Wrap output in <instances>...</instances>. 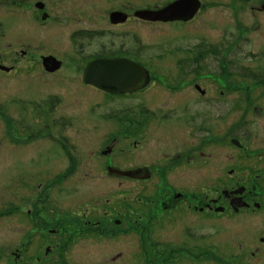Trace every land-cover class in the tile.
Instances as JSON below:
<instances>
[{
  "label": "rangeland",
  "instance_id": "374dc122",
  "mask_svg": "<svg viewBox=\"0 0 264 264\" xmlns=\"http://www.w3.org/2000/svg\"><path fill=\"white\" fill-rule=\"evenodd\" d=\"M35 1L39 0H0V25H5L2 30L0 27V65L13 68L10 73L0 69V104L4 107L0 105V246L8 245L2 239H17L13 231L18 229V207L25 204L20 200V184H33L30 188L37 184L46 186L51 182L47 180L48 174L52 173L49 171L51 167L69 166L67 159L64 164L69 151H72L71 156L81 169L71 176L66 193L63 195L60 191L57 197L61 196L59 198L64 201V208L70 204L68 214L71 216L79 212L82 216L84 210L81 207L101 201L111 200L116 206H123L125 201L122 200L126 198L138 202L139 198L156 197L158 193L157 197L161 198L166 190L158 193L152 190L153 185L159 183L156 180L151 184L131 181L121 192L118 191L119 197L111 198L109 195L115 189L109 187L119 181L110 179L108 174H101L99 168L108 158L101 157L99 164L91 162L89 158L95 159V151H101L107 143L111 144L114 138L112 134H117L116 154L123 149L136 153L135 160L140 165H149L143 161L142 152L143 156L146 152L156 155L155 151L160 150V146L162 150H167V143L169 151H164L161 156L169 153V158L174 157L175 148L178 147V127L174 123L165 126L163 121L167 114L173 113V121L176 122V112L185 103L206 109L202 105L203 100L210 98L211 102L217 104L215 139L209 141L214 142L215 167L219 166L217 156L223 151L218 148L223 139L218 130L227 120L232 130L231 138H237L236 132L245 123L252 132L248 140L250 144L239 136L237 138L251 149L248 151L251 156L256 151L257 157L247 166L255 167V161L262 160L259 153L264 151V116L255 109L258 104H264V80L256 83L254 78L243 77L247 73L252 76H256L255 73L264 75V0H200V13L184 23L140 21L132 17L130 24L119 31H130L131 39L117 36V41L111 43L113 37H108L109 40L88 38L85 40V53L74 40L75 31L85 28L111 29L104 18L107 7L116 9L130 3L133 9H154L162 6L166 0H40L45 5L44 10L38 9ZM43 13L49 14L47 20L42 19ZM225 43L229 46L223 48ZM101 44L107 47L113 44L111 48L122 57L138 58L150 66L153 82L145 92L131 96L130 100L113 103L102 100L101 92L85 84V65L106 52H103L105 47L101 49ZM202 46H206L205 51L209 52L196 51ZM214 49L219 51L214 52ZM227 49L231 50L230 54H227ZM50 55H55L62 62L56 75H50L42 66L44 57ZM229 55L230 61H227ZM196 58L201 60L199 64ZM193 82H198L207 90L205 96L199 93L197 99L193 98ZM54 95L64 100L65 104L57 103L56 111L49 113L47 102H51ZM18 100H25L29 105ZM98 101L103 105L98 107ZM113 114H118L119 119H113ZM63 117L72 120L73 124H61ZM103 117L107 118L106 123H103ZM202 122L204 119L200 118L199 124ZM64 135L66 139L62 138ZM139 135L142 136L139 141L143 143L131 149V139ZM108 136L110 139L102 144ZM143 137L149 140L147 145L150 150L146 152L142 150L145 144ZM122 139L130 141L117 142ZM165 140L169 142L163 143ZM227 145L230 147L223 153L231 157L232 167L239 170L242 167L239 158L246 146L237 149L229 143ZM60 153L62 157L56 161L54 154ZM121 159L116 163L131 166V163H123ZM150 161L154 163L156 159ZM198 173L181 174L177 171L168 174V180L178 190L202 188L200 183L205 180L204 184L216 186V196L228 184L227 180H223L224 186L212 185L218 178V169L212 177ZM63 177L57 176L54 180L57 185L64 182ZM144 185L146 190H143ZM125 190L130 194H126ZM159 210L157 208L155 214L161 215ZM109 212L113 216L115 211ZM104 214L103 211L100 213L101 216ZM255 215L254 218L245 219L243 225L241 216L234 217L232 214L214 220L210 228L214 238L209 244L215 248L216 256L211 260L213 264H227L229 260L225 258H243V253L247 259L252 258L251 251L256 252V249L262 250V256L253 258V264H264V244L261 242V238H264V212ZM138 216L141 215L133 214L131 219L136 220ZM28 220L25 214L23 221ZM136 225L131 221L132 229L117 228L119 233L111 238L94 236L79 242L73 248L80 252L76 256L79 255V261L84 264H151L149 261L146 263L145 259H152L164 252L161 246L166 244L172 249L179 243L174 232H163L165 235L162 238H155L149 231L144 235ZM41 226L40 230L47 229V225L41 223ZM24 227L28 228L29 225L24 222ZM56 243L57 240L39 239L41 255L45 256L46 248L51 247L49 257H55L54 264H65L64 259L71 262L70 252L63 255L64 247H58ZM14 249L13 246L8 253ZM144 252L147 253L146 257ZM1 253L0 264H5L7 261ZM28 254L25 252L27 258Z\"/></svg>",
  "mask_w": 264,
  "mask_h": 264
},
{
  "label": "flooded vegetation",
  "instance_id": "af4514ba",
  "mask_svg": "<svg viewBox=\"0 0 264 264\" xmlns=\"http://www.w3.org/2000/svg\"><path fill=\"white\" fill-rule=\"evenodd\" d=\"M175 1L177 0H166L162 6H158L154 9H135V7L133 9L131 8L130 3L122 4L121 7L116 9L110 8L112 10L107 7L104 18L107 21L106 23L110 25L109 27H111V29L107 31L101 28L98 30L87 28L80 29L75 31L74 36L76 39L74 40L78 43L81 51L85 53V40L88 38L95 37L99 40L107 38V40H109L108 37H113L111 43L117 41L118 37L131 39L130 31L125 33H120L119 31H123V27L130 24L132 17L140 21H145L136 16L137 12L158 11ZM35 4L38 9H45L44 3L40 2V0L35 1ZM201 9L202 7L199 9L196 15L200 13ZM196 15L194 17H196ZM48 18L49 14L43 13L42 19L47 20ZM163 22L168 24L184 23L182 20ZM117 34H120V36ZM228 46L229 44L225 43L223 48ZM103 47H105L103 52H105V50L106 52L100 54L90 62L94 61L95 59H126L129 61H134L136 63H140L142 66L144 65L143 67L149 71V85L151 82H153L150 66L145 64L142 60L140 61L138 58H135L136 60H132L130 58L122 57V54H117L115 49L111 48L114 47L113 44H111L110 47H107L105 44H101V49ZM205 49H207V47L202 46L197 48L196 51L208 53L209 50L205 51ZM213 51L216 52L219 50L214 49ZM227 51V54H230L231 50L227 49ZM198 54H201V52ZM50 56L54 57L56 61L60 63L58 64V69L55 71L46 72L50 75H56V73H58L62 67V62L55 55ZM196 61L197 64H199L201 60L196 58ZM227 61H230V55L227 56ZM90 62L85 65L86 70L84 76ZM1 66L4 65H0V69ZM42 66L44 67V64H42ZM4 67L7 68L6 66ZM7 69L9 70L3 71H5V73H10L13 70V68ZM229 69V71H231V63L229 64ZM197 79L198 78H196V81ZM183 83L185 84V82ZM149 85L142 90L123 94H113L108 91L95 88L94 86L90 87L101 92L103 95L102 100L114 103L115 101L119 102L122 100H130L131 96H137L142 92H145ZM202 88L203 87L199 85L198 82H193L192 89L194 91V99H197L196 95L199 93L202 96L206 95L207 90ZM209 99L210 98H206V100H203L204 103L202 105H205L206 109H201L195 104H183L179 109V112H176V122L173 121L175 120L173 118V113H170L169 115L167 114L165 118L166 120L163 121V125L166 126L170 123H174L178 127V147H176L177 150L175 148L174 157L172 158H169V153L161 156V154H164V151H169V143H167L169 142L168 140L163 141V143H167V150H162L163 147L160 146L158 148L160 150L155 151V155L153 152H146L150 150L147 145L149 140L143 137L145 144L142 150H144L146 153L145 156H143V152L141 153L142 158L144 159L142 160L149 163V165H140V163H137L135 160V155H137L136 153L123 149L119 154H116V151L118 150L117 144L115 143V136L117 134H112V137L114 138L112 139L110 145L107 143L101 151H95L97 154V156H95L96 161L94 158H89L91 162L94 161L98 164L101 163V157L108 158L104 162V165L99 168L101 174H108L110 179L119 181L116 184L114 182L109 187V189H115L109 195L111 198L119 197L118 191L121 192V189H124V187H126L128 183H131V181H144L146 184H151L152 181L155 180L159 181V183L153 185L152 190H155L156 192H160L163 189L166 190V193H163L161 198L157 197L159 196L158 192L156 197L148 198L145 196L144 198L137 199L138 202L131 201V199L126 198L122 200L125 201L123 206H116L113 202H111V200H106L95 203L94 205H90L89 207H81V209L84 210V214L82 216L79 214L80 212L71 216V214H68L70 211L69 208L71 207L70 204L68 205V208H64V201L62 198H59L61 196L57 197V194L60 191L63 195L66 193L67 188L70 186L68 185V182L71 180V176L79 173L81 169L78 162L72 158V151H69V154H67V156H65L66 158L64 159V164H66L67 159L69 166L51 167L49 169V171L52 173L48 174L47 180H50L51 182H48L46 186L43 184H37L36 186L30 188L33 184H31V186H28L27 184H20V188L22 190V193H20V200L25 202V204L19 205L18 207V229L15 230V232L13 231V234L15 237L17 236V239L12 241H6V239H2V241H5L6 244H8H2L0 246V251L2 252L1 255H3L4 259L7 261L5 264H54L55 257H49L52 250L51 247L46 248L44 254L45 256L41 255V251L39 249L41 247L39 244V239L41 238L57 240L56 246H62L65 249L63 255H66V253L70 252L69 260L71 262H68L66 259H64L65 264H84L78 259L80 252L76 251V249H73L78 245L79 242H82L88 238H93L94 236V238L101 239L105 237H114L115 234L119 233L117 232V228L119 227H122L125 230L132 229L134 226H131V221L137 224L135 227H139V231L143 230L144 235L149 231L153 236H155V238H162L165 235L163 232H166L167 234L174 232L176 234V238H178L179 243L177 246H175V248L173 247L171 249L169 245L167 246L166 244L165 246H161L165 251L160 252V255L153 257L155 259H145L146 263L149 261L151 264H213L211 260H214L216 256L215 248L213 245L209 244L214 238V236H212L210 233V228L213 227L212 223L214 220L219 218V216L222 217L225 214H232L234 217L241 216L240 221L243 225L245 224V219L254 218L256 216L255 214L258 212H264V151L259 153V156L262 160L255 161V167L252 165L251 167H248L247 164L257 157L256 151L254 156H251V154L248 153V151L251 149H249L245 143L250 140L252 132L247 129L245 126L246 123L241 125L240 130L236 132V135L238 133L237 138L239 136L245 141L241 143L239 139L231 138L232 130L230 122L225 119V121L227 120L226 124L220 127V130H218V132H221L222 134L220 135V138L223 137L222 143L218 144V148L223 151L219 156H217L220 160V163L219 166L215 167V154L212 150L214 149V142L209 141L213 138L215 139L216 128L214 124V116L217 104L211 102ZM98 102H100V104H97L98 107L103 105L101 101ZM20 103L29 105V103H27L25 100L20 101ZM47 103L50 107V109H48L49 113H54L57 106L61 103H64V100L62 101L59 96L54 95L53 100L51 102L48 101ZM255 111H257L258 114L261 113V116H264V104H258ZM117 117L118 114H113L112 118L119 119ZM200 118L204 119L202 124H199ZM262 119L264 120V117ZM55 120L56 119L54 118L53 121ZM106 121L107 118H104L103 123H106ZM60 122L64 126H71L73 124L72 120L66 119L64 117L60 119ZM62 138L66 139L67 137L64 135ZM140 138H142L141 135L131 139L133 140L131 141V149H136L143 143L139 141ZM109 139L110 136L102 141V144H104ZM120 141H126V143H128L130 139H122L118 140L117 142L119 143ZM228 143L232 146H236L237 149H243V146H246L243 149L242 157L240 156L239 158L242 160V167H239V170L232 167L231 157L226 156L225 153H223L227 147H230L227 145ZM247 143L250 144V141ZM70 146L71 144L69 143V147ZM61 157L62 156L60 153L56 156L54 154L53 158L58 161L61 159ZM119 158H122L121 160L123 163H131V166L125 164L120 165L119 163H116V160L119 161ZM155 159L156 161L154 163L150 161ZM217 169L218 178L216 181L214 180L212 182V185L214 186L218 184L217 186H219V184H221L224 186L223 180H227L228 182L227 186L221 190L218 196H216V186L211 187L208 184H204L203 182L205 180L200 183L203 187H196V190L195 188H191L190 190H178V187L173 186L174 184L168 180V174H175L177 171L181 172V174H199L198 172H203L201 173L202 175H209L212 177L214 174H216ZM136 170L139 171V173H137V177L130 178L118 173ZM56 174H58L57 176L59 177H63L60 175L63 174L64 182L57 185L54 181L57 178V176H55ZM232 181L234 182V185ZM116 187L119 188L116 189ZM143 190H146V185H144ZM125 193L130 194V192L126 190ZM157 208H160L159 213H162L161 215L155 214V210ZM110 210L115 211L113 216L109 214ZM8 211L9 209L5 210L4 212L6 213ZM102 211L105 214L101 216L100 213ZM249 211L252 213H248ZM25 214L29 218L28 221H23ZM133 214L141 216H138L136 220L131 219V215ZM1 218L2 216H0V219ZM24 222L29 225L28 228L24 227ZM40 222L47 225L46 230H40V228H42ZM124 224L125 226L123 227ZM146 239L149 240V238ZM261 242L264 244V238H261ZM47 243L49 244L50 242ZM13 246L15 249L9 254L8 251L12 250ZM25 252H29L28 258L27 255L25 256ZM76 253L79 255L76 256ZM144 253L146 257L147 253ZM251 256L252 258L247 259L243 253V258L240 257L225 259L229 260V263L227 264H231V260L233 261L232 264H253L252 260L262 256V250L256 249V252L251 251ZM235 261L237 263H235Z\"/></svg>",
  "mask_w": 264,
  "mask_h": 264
},
{
  "label": "water",
  "instance_id": "95a60500",
  "mask_svg": "<svg viewBox=\"0 0 264 264\" xmlns=\"http://www.w3.org/2000/svg\"><path fill=\"white\" fill-rule=\"evenodd\" d=\"M200 8V0H177L158 11H139L136 16L153 21L182 20L186 22L192 20ZM43 60L47 71L58 69L60 62L56 61L54 57L46 56ZM1 69L9 70L4 66H1ZM86 82L113 94L132 93L149 85L150 73L134 61L126 59H96L87 68ZM118 173L131 178L137 177L139 171Z\"/></svg>",
  "mask_w": 264,
  "mask_h": 264
},
{
  "label": "trees",
  "instance_id": "16d2710c",
  "mask_svg": "<svg viewBox=\"0 0 264 264\" xmlns=\"http://www.w3.org/2000/svg\"><path fill=\"white\" fill-rule=\"evenodd\" d=\"M246 1H248V0H246ZM5 25L4 24H1L0 25V27H1V30L3 29V27H4ZM96 60V59H95ZM141 61V60H140ZM91 63V62H90ZM139 65H141L140 63H138ZM142 66V65H141ZM256 74V76H252L251 74H246L245 75V77H243V78H245V79H247V78H249V79H252L253 80V78H254V82H256V83H260V81H263L264 80V75L263 74H260V73H255ZM243 76V75H242ZM1 105V107H3L2 106V104H0ZM4 108V107H3Z\"/></svg>",
  "mask_w": 264,
  "mask_h": 264
},
{
  "label": "bare ground",
  "instance_id": "6f19581e",
  "mask_svg": "<svg viewBox=\"0 0 264 264\" xmlns=\"http://www.w3.org/2000/svg\"><path fill=\"white\" fill-rule=\"evenodd\" d=\"M84 82H85V84L88 85V86H94V85L89 84V83L86 82V74H85V76H84ZM94 87L97 88L96 86H94ZM98 89H99V88H98Z\"/></svg>",
  "mask_w": 264,
  "mask_h": 264
}]
</instances>
